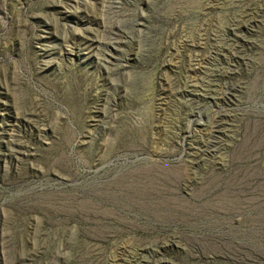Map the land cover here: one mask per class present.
Instances as JSON below:
<instances>
[{"label": "rangeland", "instance_id": "374dc122", "mask_svg": "<svg viewBox=\"0 0 264 264\" xmlns=\"http://www.w3.org/2000/svg\"><path fill=\"white\" fill-rule=\"evenodd\" d=\"M0 264H264V0H0Z\"/></svg>", "mask_w": 264, "mask_h": 264}]
</instances>
